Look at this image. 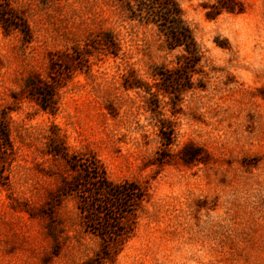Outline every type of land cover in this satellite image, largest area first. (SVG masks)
I'll return each instance as SVG.
<instances>
[{"label":"rangeland","instance_id":"obj_1","mask_svg":"<svg viewBox=\"0 0 264 264\" xmlns=\"http://www.w3.org/2000/svg\"><path fill=\"white\" fill-rule=\"evenodd\" d=\"M174 1L194 66L134 0H8L27 31L0 26V264H264V0ZM69 157L140 188L119 235Z\"/></svg>","mask_w":264,"mask_h":264},{"label":"trees","instance_id":"obj_2","mask_svg":"<svg viewBox=\"0 0 264 264\" xmlns=\"http://www.w3.org/2000/svg\"><path fill=\"white\" fill-rule=\"evenodd\" d=\"M131 18L153 24L164 36L165 47L173 50L181 48L187 63L194 66L200 59V50L190 28L184 23L180 9L174 0H134L128 4ZM243 11L237 0H216L211 9L206 10L209 19L222 12L240 13ZM0 26L17 28L25 33L26 26L21 18L9 7L8 0H0ZM69 163L79 166V159L70 158ZM84 165V163H83ZM81 181L76 189L83 194L79 209L88 222L99 225L101 234L114 237L121 233V218L134 202L141 198L140 188L133 182L113 183L107 179L104 170L95 162L83 166Z\"/></svg>","mask_w":264,"mask_h":264}]
</instances>
